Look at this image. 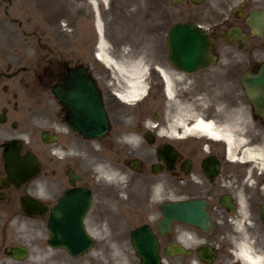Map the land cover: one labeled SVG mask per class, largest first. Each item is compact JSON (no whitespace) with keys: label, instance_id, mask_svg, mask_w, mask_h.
Here are the masks:
<instances>
[{"label":"flooded vegetation","instance_id":"1","mask_svg":"<svg viewBox=\"0 0 264 264\" xmlns=\"http://www.w3.org/2000/svg\"><path fill=\"white\" fill-rule=\"evenodd\" d=\"M126 2L0 0V264L67 258V251L52 248L50 241L65 240L61 232L67 226L89 234L104 225L114 228L113 210L124 206L139 208L135 214L143 221L137 225L154 229L162 255L173 244L189 250L164 256L167 264H246L227 253L231 242L252 244V264H264V169L229 158L222 139L180 124L173 125L175 131L169 128L190 110L221 125L238 122L239 131L230 129L253 137L249 146L264 145L255 131L264 128V112L250 104L243 86L244 77L264 65V0H146L148 12L139 20L130 17ZM163 5L170 12H163ZM97 18L111 58L146 64L148 91L142 100L127 104L119 98L123 81L99 55ZM181 21L197 24L213 38L215 61L207 67L185 72L167 60L166 34ZM160 69L174 80L173 96ZM74 81L91 99H101L106 135L86 138L68 123L69 110L55 91L70 90ZM222 84L239 85L241 94L234 98L243 104L237 109L247 121L243 115L222 121ZM152 96L155 112L149 116L144 107ZM127 134L141 144H120ZM105 145L127 169L132 160L141 161L139 171L130 169L123 195L99 188L96 156ZM164 200L195 201L191 211L207 213L209 226L175 218L161 234ZM208 249L212 262L199 253ZM23 250L25 258L19 255Z\"/></svg>","mask_w":264,"mask_h":264},{"label":"bare ground","instance_id":"2","mask_svg":"<svg viewBox=\"0 0 264 264\" xmlns=\"http://www.w3.org/2000/svg\"><path fill=\"white\" fill-rule=\"evenodd\" d=\"M92 6L94 2L91 3ZM97 17H99L97 13ZM95 27L98 29V32L100 33V36L103 37L102 33V22L97 18L95 20ZM167 38V36H166ZM99 55L100 57L111 67L120 73L121 79H122V88L120 90H117L118 96L124 100L127 101L128 104H131L137 100H142L141 98L144 96L146 91V82L144 80V74L146 70V64L142 61V59L138 60H130L126 63L124 62H118L117 60L111 58L108 55L107 51V45L106 41L100 39L99 41ZM160 72H162L166 83H167V93L170 96H173V90L174 87V80L171 78V74H169L166 70L160 69ZM176 84H181L182 82L180 79L175 78ZM173 85V87H172ZM256 97V96H255ZM254 97V98H255ZM263 110H264V103H263ZM239 113L238 115L241 116L242 113L237 109L236 111ZM178 118L174 123H170L169 128L171 131L174 129V124H180L185 127L186 131L193 130V132H202L203 134H208L211 138L214 139H222V141H225L227 144V150L232 159H239L241 161H247L248 163L252 164L253 166H262L264 168V146H249L251 143L252 138H248L245 134H239L235 131L230 129V125L233 126L237 131L241 129L242 126L237 122V125L234 122H224L217 123L214 120L205 119L201 114H197L196 112L187 111L185 114L180 113L178 114ZM187 117V118H186ZM190 122L192 126H187V123ZM175 131V130H173ZM185 131V132H186ZM98 135V137L102 136ZM250 139V140H249ZM260 139L257 137V140ZM108 140L113 141L114 144H122V141H119L117 143L115 137L108 138ZM125 141H128V144H139V141L136 136L134 135H128L127 139H124ZM249 142V143H248ZM263 143V142H260ZM108 154V152H105ZM237 154H242L240 157H237ZM112 171V170H111ZM109 172L113 177H117L118 173L116 172ZM115 171V170H114ZM246 242L243 244H239L237 247V255L242 256L245 258L247 262L252 261V255L253 251L250 248Z\"/></svg>","mask_w":264,"mask_h":264},{"label":"water","instance_id":"3","mask_svg":"<svg viewBox=\"0 0 264 264\" xmlns=\"http://www.w3.org/2000/svg\"><path fill=\"white\" fill-rule=\"evenodd\" d=\"M210 39L201 29L195 25H185L180 24L170 31L168 46H169V58L175 63H181L184 65L185 69H194L196 65L201 62L208 61L211 58L203 53V51L208 48ZM247 90L250 94V100L259 103H264V67L261 73L253 80H244ZM57 95L68 104L69 108L72 110L73 119L71 124L73 127L81 131L84 135H101L102 132L86 130L82 124L77 123V116L75 114L76 109H78L79 103L84 101V96H81L77 90H73L66 99L63 97L61 92H57ZM256 96V97H255ZM255 97V98H254ZM93 119V124L103 127L104 113L99 110L98 115H93L89 117ZM164 220L163 223L167 224L175 215H179L185 220H189V214L183 212V210L176 211L171 203H166L163 205ZM64 231H71L74 235L77 232L80 235V230H73L67 226ZM75 231V232H74ZM82 231V230H81ZM76 234V235H77ZM81 245L68 244L66 247L72 252H79L80 250L86 249L90 246L91 239L82 231ZM133 245L136 248L139 255L142 256V264H160V258L157 254V243L153 232L149 227L143 226L132 232Z\"/></svg>","mask_w":264,"mask_h":264},{"label":"rangeland","instance_id":"4","mask_svg":"<svg viewBox=\"0 0 264 264\" xmlns=\"http://www.w3.org/2000/svg\"><path fill=\"white\" fill-rule=\"evenodd\" d=\"M150 1L151 0H147L148 3H150ZM126 4L128 6L129 12L131 13L130 17L134 16L133 18H135L136 20H139V18H141L145 12H148V10L145 8L146 0H127ZM88 7L89 6L87 5V8ZM164 10H167V12H170V7L163 5V12ZM84 24L86 23L84 22L83 25ZM109 35L115 38L114 33L112 34V32H110ZM225 88H227V91L225 90ZM222 92L225 93L224 97L222 98V105L224 107V108L222 107L223 108L222 109V121L225 120V118L226 120H229L227 118L236 119V116L238 115V113L236 112V109L237 107L240 108L243 105V104H240L239 102H236L234 98V93L241 94L239 85L222 84ZM153 99H154V96L147 98L145 101L144 108L146 109V113H148L149 116L151 115L152 112H155L156 100H153ZM238 99L241 100L240 95ZM241 102H243L244 105L246 106L247 103H245L244 100H241ZM245 119L246 121L248 120L246 117ZM245 127H246L245 129H247L249 128V125H246ZM261 129H264V128L257 127L255 131L259 130L261 132L262 139H263L262 142H264V132H262ZM253 130L254 129L250 127L248 132L250 131L252 134ZM124 143L125 141L123 140L122 144ZM257 145L259 146L263 144H257ZM112 151L113 152L110 151L111 154L110 153L107 154L109 156L108 158L110 159V162H109L110 167L120 168L119 166H121V163H118L116 159L118 157V154L115 153L114 150ZM129 173H130L129 170L124 169V172H119L117 177H113L111 174H109V170L107 168L99 169V179H98L99 188L102 185L103 188L105 187L107 190H109L110 192L114 194L119 193L120 195H123L122 191L125 188V181H126L125 178H126V175ZM138 183L139 181L137 180L136 186H138ZM119 198H122V197H119ZM138 211H139V208H136V210L129 211L127 210L125 206L119 209H114L113 216L117 217V220L115 221L117 226L114 228H111V227H108L107 225H104L101 229H97L95 231L96 233H98L97 235L99 238L103 236V237H106L104 240H107V242L103 241V243L99 241V243L97 244L95 248V253L97 254L96 264H140L132 253V248L129 243V234H128L131 228L130 226L129 228L128 225H131L133 227L134 225H137L143 221V218L135 214V212H138ZM89 262H92V261L83 260L82 263L90 264Z\"/></svg>","mask_w":264,"mask_h":264}]
</instances>
